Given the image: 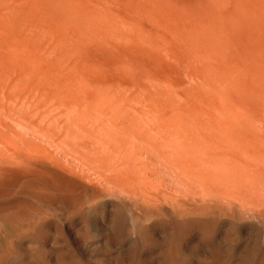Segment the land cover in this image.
<instances>
[{
    "label": "rangeland",
    "instance_id": "obj_1",
    "mask_svg": "<svg viewBox=\"0 0 264 264\" xmlns=\"http://www.w3.org/2000/svg\"><path fill=\"white\" fill-rule=\"evenodd\" d=\"M235 3L0 0V74H39L46 76V81L60 76L59 83L65 78L71 85L134 91L138 96L129 104L143 109V114L134 112L136 115L147 119L146 104L155 105V135L160 148L154 161L158 176H151L153 181L157 179L153 182L158 192L153 202L143 193L130 198L116 190L124 200L117 198L119 206L112 210L114 215L108 222L88 213L84 205L75 212L58 196L45 201L43 196L15 194L38 202L42 212L21 214L15 224L0 217V264H264V88L250 87L249 91L247 82L243 80L246 86L241 80L245 74L239 73L241 63L236 56L234 67L238 70L232 67L235 53L229 55L233 51L232 46L229 50V40L234 38L231 29L235 32L236 27L231 18L242 8ZM248 6H243L245 11ZM229 66L235 69L233 74ZM240 109L245 112L244 120L238 114ZM142 115L139 118L143 119ZM243 137L248 140L243 142ZM230 142L242 152L246 146L260 155L258 163L252 162L255 171L250 161L257 159L239 153ZM204 145L208 148L203 150ZM165 148H172L171 153ZM230 149L240 156L238 164L245 157L244 170L249 169V174L234 171L236 157L232 159ZM53 151L60 165L78 180L87 186L99 185L85 162L66 151ZM205 158L210 160L202 163ZM256 188H260L259 193ZM86 189L89 195L92 191ZM8 200L0 197L5 206ZM23 223L33 228L22 229Z\"/></svg>",
    "mask_w": 264,
    "mask_h": 264
},
{
    "label": "bare ground",
    "instance_id": "obj_2",
    "mask_svg": "<svg viewBox=\"0 0 264 264\" xmlns=\"http://www.w3.org/2000/svg\"><path fill=\"white\" fill-rule=\"evenodd\" d=\"M235 4L236 6L242 8L239 9V14L237 15L234 14L235 16L231 18L232 22L234 23V26L236 27L235 28L236 30L234 32V27L232 25L233 28L230 29L231 31L233 30L234 38L232 39L233 41L229 40L230 43L232 42L231 43L232 45L230 44L229 50L232 46L233 51L231 50L232 52L231 53L228 52V54L230 53L229 55H231L233 53L234 55L235 53V55L233 56V60H235V56H236L240 61L241 71H239V73H241L242 75L245 74V76H243L244 78L242 77L243 79L241 80L247 82L248 86L243 81V83L247 87H249V91L251 88L254 89V87L258 88L259 90H262V88H264V84H262L264 83V0H236ZM245 5L247 6L249 5L248 6L249 10L245 11V9L243 8V6ZM246 12H248L249 14H247ZM225 20L222 21L224 22ZM225 24L228 25L227 23ZM223 27H224L223 32L225 34V32L227 31L225 28L226 26L223 25ZM240 27L242 28V30L239 29ZM220 38L221 36L219 37V39ZM219 49L220 51L222 50L221 48H218V50ZM230 59L231 58H228L227 61H230ZM235 63L236 60L234 63L231 64L233 65ZM234 66H236V64L233 65L232 67L235 68ZM232 67H230L231 70L233 69ZM235 69L238 70V68ZM235 69H233L230 73L233 74V71ZM224 70L225 69H222V71ZM0 73H2V71H0ZM10 74L11 73L6 74L5 72H3V74H0V197L10 198V200L4 202V204H6L7 206L3 205V203L0 202V217L15 224V222H17L20 219L19 216L21 214L28 212H32V213L36 212L37 214H39L42 212V208L40 206L41 204L39 205L37 204L38 202H33V200L28 198H21L20 196L15 195L17 193L27 194L33 197L43 196L44 199L43 198L41 199L45 201L50 200L55 196H58L61 198L64 204L71 207L72 210L74 211L76 210L75 212H77V209L81 205H84L86 207L85 210L88 213L95 214V216L98 215V219H102L103 221L106 222H108V218L110 215H114V213H112V210L116 209V207L119 206L120 201H117V198H120V200H124V198L121 195H127L128 197L130 196L137 197L138 195L142 196L141 194L143 193L145 194V197L148 196V200L150 202H153L155 196H157V194L155 195V193L157 192L155 190L156 188H154L156 187L155 185L157 183L154 184L153 182H155L157 179L153 181L151 179V176L154 177V175L157 173V172L155 173L156 168H154V165L156 162L155 160L157 155L156 151L157 150L159 151L160 149L157 146V144H159V142L157 141L159 140V138L156 140L157 135H155L156 134L155 112H157V110L153 103L150 102L146 104L144 113L146 114L145 117H147V119H145L142 115L143 114L142 108L139 109L136 108L133 104H129L132 103L131 101H134L138 96V93L134 91H130V92H127L126 90L109 91L99 86H85V84L79 85L80 83L78 85H75L76 84L74 82L75 80H73V83H75L74 86L71 85L72 81L70 82L68 81V79L65 78H63L64 81L62 83H59L57 79L60 76H58L57 79L54 78L53 80L51 79L52 81H46L45 80L46 76L39 74H23V73L22 74L19 73L15 75L13 74L10 75ZM229 76L231 77V75H228V77ZM52 83H55V85L52 86ZM231 84H232V80H231ZM235 84H237V82ZM233 85L231 87H234ZM241 86L237 90H241L242 88ZM258 89H255V92ZM237 90H235L236 92L233 90V93L235 92V94H239L240 92H237ZM242 92L245 91L242 90ZM257 93L260 92L257 91ZM249 94L252 95L253 93H249ZM241 102H243V100ZM239 104L240 103H238L237 105ZM251 106H253V103L251 104ZM134 112L142 113V114L136 115ZM238 112L240 117H242L244 120L245 118V115H243L245 114L244 110L241 111V114L240 111ZM141 115L143 119L139 118ZM262 115H264V113ZM249 120L251 124L252 120L251 119ZM234 123H236V121H234ZM238 125L239 123L236 126L238 127ZM207 138H211V137H207ZM168 139H169V135H168ZM166 140L167 139L165 138V141ZM244 140H248V139L244 138L242 141L244 142ZM161 141L162 139L160 140V144H162ZM252 141H254V139H252ZM262 141H264V139H262ZM192 142H196V140ZM199 142L202 143L203 140ZM210 142L213 143L214 140L213 142L212 140ZM224 142H226V140H224ZM211 143H209L210 146ZM230 143L231 145H233L232 142ZM196 144L197 145L194 144L195 150L197 149L196 146H198V143ZM205 144L208 145L207 143ZM241 144L243 145V143ZM160 146L162 147V145ZM262 146L264 145L262 144ZM187 147L188 149L190 147L191 149L193 148L192 144L190 147L189 145ZM231 147L232 148L235 147V149H237L239 153L242 152L240 151V148H237V145L236 146L233 145ZM245 147H243L245 150L243 152H246L248 156L249 155L253 156L254 152L251 151L253 150V148L250 149L251 147L248 146L249 148L246 149ZM204 148H208V147L204 145V147L201 149L204 150ZM243 148L241 149L243 150ZM53 149L66 151L74 155L75 156V157L73 156L74 159L85 162L87 165V170L95 175V179L97 181L96 183H99V185L91 184L90 186H87L85 183L81 182L75 176H73L68 171H66L60 165V162L56 154L54 153ZM171 150L169 153H171ZM231 150L232 149H230V151ZM232 151L231 153H233L234 155L237 154L234 153L236 152V150L234 152ZM197 153L199 154L200 152ZM224 153H222V155ZM259 153L260 152H258V154ZM211 154L212 153H210V155ZM255 154L253 157L251 156L249 157L252 159L254 157L255 159L257 158L260 159V157H258L260 155L257 156L256 154L255 156ZM142 155L145 156V160L148 158L150 159L144 161V158L143 159L141 158ZM226 155H228L229 158L230 154H225L224 156L226 157ZM234 155L233 156L230 155L232 159L233 157L234 158L236 157V160L234 161L235 163H233L232 162L233 160L231 159V167L233 168L235 167L232 165V163L234 165L237 164V168L240 167V169L236 168L234 169V171L236 170L237 172L240 171L242 175L249 174L250 173L249 169L246 170L247 173L244 170L245 169L244 164L246 161L244 160L245 159L244 155H243L244 159H242L244 162L242 161L243 163L241 162L239 164H238L239 159H241L239 158L240 156H238L237 158V156ZM208 156L209 155H207L206 158ZM206 158L203 159L202 163H204L205 160L207 161L210 160ZM220 159L222 161L223 158L221 157ZM259 159L257 160L253 159L254 161H250L251 162L250 164H252L251 166H253V163H255V161H257L256 163H258ZM263 159L261 158L262 160L261 162H263ZM225 164L227 163L225 162ZM156 165H158V163ZM215 165L217 166V164ZM228 166L229 165L226 166V170ZM242 167H244L243 170L245 172L242 171ZM254 167L256 166H253L252 168ZM260 169L262 170V168ZM253 171H255V168L252 170V172ZM261 172H259L260 175ZM256 175L258 176V174ZM87 176L91 180L90 176L89 175ZM86 188H90L92 191L89 195ZM260 188H256L255 191L259 193L257 189ZM116 190L119 191V194H121L120 196L117 195ZM246 191L247 189H245L244 192ZM91 194L94 196H92ZM90 195L94 198H91ZM95 197H97L98 199L95 200ZM132 200H134V198H132ZM140 204H143V201ZM42 214L44 215V213ZM44 217L42 218L44 219ZM36 221H37L36 223H38L37 219ZM10 222L8 223L11 224ZM25 222H27L29 225L30 221H25ZM18 225L19 224H17V226ZM22 225H21V227H23L22 229H24L25 226L29 228V230L27 231H30L33 228V227H29L31 225L33 226L31 222L29 226L26 224L24 225V223ZM21 227H19V230ZM201 227L200 229H202ZM117 230L118 229H115V232H117ZM22 233L25 234V231ZM19 234L14 235L16 236L15 238H18L17 236H19ZM12 241L13 240H11V243ZM6 245L8 246V244ZM9 246L7 249L10 248ZM12 252H8V253L10 254ZM12 254H14V252ZM32 263L34 264V262ZM28 264L31 263L28 262ZM35 264H38V261Z\"/></svg>",
    "mask_w": 264,
    "mask_h": 264
}]
</instances>
